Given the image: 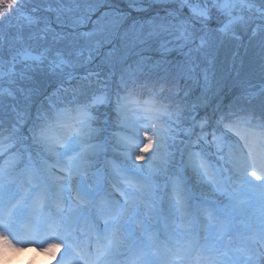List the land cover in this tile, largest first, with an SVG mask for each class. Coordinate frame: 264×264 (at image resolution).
Returning <instances> with one entry per match:
<instances>
[{
	"label": "snow or ice",
	"instance_id": "1",
	"mask_svg": "<svg viewBox=\"0 0 264 264\" xmlns=\"http://www.w3.org/2000/svg\"><path fill=\"white\" fill-rule=\"evenodd\" d=\"M0 240L264 264V0H0Z\"/></svg>",
	"mask_w": 264,
	"mask_h": 264
},
{
	"label": "rangeland",
	"instance_id": "2",
	"mask_svg": "<svg viewBox=\"0 0 264 264\" xmlns=\"http://www.w3.org/2000/svg\"><path fill=\"white\" fill-rule=\"evenodd\" d=\"M35 251L36 249L32 251L29 250V248H26L21 252L10 253L6 256L0 255V260H7L8 264H18L19 261H23L27 258L31 259L33 264H43L44 261L51 259L52 264H54L52 256L49 253H43L38 250Z\"/></svg>",
	"mask_w": 264,
	"mask_h": 264
},
{
	"label": "clouds",
	"instance_id": "3",
	"mask_svg": "<svg viewBox=\"0 0 264 264\" xmlns=\"http://www.w3.org/2000/svg\"><path fill=\"white\" fill-rule=\"evenodd\" d=\"M54 251V249L48 250V253L51 255V253ZM17 252L14 248H11L5 241L0 240V255H8L10 253ZM0 264H8L7 260H0ZM18 264H33L31 259H25L23 261H19ZM43 264H52L51 259H48L47 261H44Z\"/></svg>",
	"mask_w": 264,
	"mask_h": 264
}]
</instances>
